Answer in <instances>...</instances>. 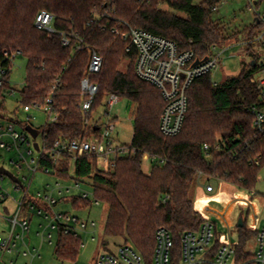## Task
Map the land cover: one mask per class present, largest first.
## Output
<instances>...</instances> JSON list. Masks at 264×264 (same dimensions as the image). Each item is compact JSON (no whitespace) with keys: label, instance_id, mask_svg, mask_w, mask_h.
I'll return each mask as SVG.
<instances>
[{"label":"trees","instance_id":"1","mask_svg":"<svg viewBox=\"0 0 264 264\" xmlns=\"http://www.w3.org/2000/svg\"><path fill=\"white\" fill-rule=\"evenodd\" d=\"M224 0H0V62L3 52H20L27 59V79L22 89L25 103L42 102L54 91L53 105L59 114L56 122L41 128L46 144L60 137L77 138L90 134L80 108L81 85L90 62V48L104 58L101 72L94 79L100 91L94 108L105 96L114 93L136 105L133 144L141 151L164 158L152 163L150 174L142 168L143 155L121 158L108 171L99 159L85 155L73 161L69 156L54 164L44 159L63 180L90 184L95 197L108 205L103 243L119 238L131 242L151 264L156 247V232L168 228L175 238V263L179 261L180 238L185 231H198L204 222L195 208L191 191L202 176L255 191L264 166V128L254 125L253 109L264 111V93L255 77L264 70L259 53L242 62L236 75L217 82L212 73L197 78L188 89V111L181 132L167 136L160 122L166 105L160 90L141 79L135 70L136 49L118 36L114 29L121 21L177 42L182 50H193L205 58L212 48L226 47L227 36L221 20L213 16ZM257 5L264 0H256ZM162 5H167L164 9ZM41 10L54 16V27L71 37L63 45L62 35L38 29L35 20ZM245 44L248 51L261 42L264 21L256 19ZM260 27L257 34L255 28ZM82 40V41H81ZM83 49H78L79 45ZM126 62V63H125ZM255 62V63H253ZM8 64V62H7ZM0 89V112L7 110ZM209 144V150L204 145ZM260 158V165L255 163ZM257 193V192H255ZM169 196L166 203L163 198ZM31 201L28 196L26 205ZM248 210L242 208L234 232L238 235L236 262L252 254L248 242L258 232L247 227ZM83 239L59 234L56 257L77 261Z\"/></svg>","mask_w":264,"mask_h":264},{"label":"built area","instance_id":"2","mask_svg":"<svg viewBox=\"0 0 264 264\" xmlns=\"http://www.w3.org/2000/svg\"><path fill=\"white\" fill-rule=\"evenodd\" d=\"M248 1L252 8L256 7V0ZM260 17L264 21V14H260ZM53 23L54 16L47 10H41L35 20V26L38 29L60 33L65 46L71 43V37L77 38L75 34L68 35L66 32L57 30ZM120 23L123 28L116 27L114 32L129 43L128 50L136 49L135 70L137 75L156 86L166 101L160 122L161 132L167 136L179 134L188 111V89L197 78L213 73L226 48L214 46L211 55L201 58L193 50H182L179 44L171 39L133 27L126 22L121 21ZM263 38L264 33L260 36V39ZM77 48L83 49L84 47L81 44ZM90 50L88 70L81 85L82 101L80 103L90 134L77 138L60 136L52 145L46 144V137L41 128L59 119V114L53 105L55 90L42 102L25 103L21 93L23 87L20 90L19 105L26 112L25 119H21L18 115V107L11 112L7 105V110L0 112V167L11 171L22 181V185L13 181L16 189L24 188L23 181L28 177L26 175L19 176L15 170L27 171L33 176L41 172L58 179L55 186L46 183L42 190L32 194L28 205H26L27 191L24 192L21 200H16L17 212L13 217H4L9 227L8 234L0 236V248L3 252H13L18 248V241L23 240L34 217H39L42 220L40 226L43 231L38 234L42 236V239H47L51 243L53 231H57L58 234H73L81 238L80 233L92 236L93 239L97 237L98 223L96 220L82 219L76 214L58 210L57 206L62 202L71 201L75 209L82 210L92 205H98L101 201L95 197L94 192L90 193L82 188L81 181L73 179V185L60 183V180L63 179L55 174V169L42 165L44 159L47 158L54 164H59L65 156H69L75 161L85 155H94L98 157L100 168L104 171L114 168L119 159L139 153L144 157L148 156L152 163H165L164 158L151 155L147 151H141L133 144L132 140L129 143H116L114 140L113 133L116 130V124L112 110L121 97L109 93L105 96L100 107L94 108L100 91V84L94 77L101 72L104 58L97 50L93 48ZM18 55L20 52L5 50L3 52L5 60L0 62V89L10 85V88L4 93L7 104L9 98L15 95L11 75L13 61ZM255 81L258 88L264 93V70L256 75ZM32 110L47 115V120L43 125L34 126L33 121L36 120V116L31 114ZM252 112L255 115L254 125L258 129H263L264 111L254 108ZM28 126L39 130L37 137L27 130ZM39 135L42 136L41 142L37 141ZM35 143H38V149H36ZM209 148V144L204 145L205 150H209ZM255 163L260 165V158L256 159ZM5 177L6 175L0 174V181ZM73 190H76L78 194L69 195ZM208 190L213 191L214 187L208 186ZM0 195L2 199L6 198V191L1 185ZM168 199L169 196L163 198L162 203H166ZM236 225L228 233L221 229L217 222L204 218L198 231L188 230L182 234L178 263H175L174 257L176 244L174 235L168 228L160 227L156 232V247L151 264H264V224L256 236V248L250 252L251 258L244 262H236L237 242H234L232 237ZM120 240L119 242L109 240L106 243L102 242L94 264H148L134 244L123 239ZM83 246L84 244H82ZM22 254L31 258L25 264H33L36 258L41 257L37 248H28ZM58 260L59 264H79L78 260ZM13 262L14 260H11V263Z\"/></svg>","mask_w":264,"mask_h":264},{"label":"rangeland","instance_id":"3","mask_svg":"<svg viewBox=\"0 0 264 264\" xmlns=\"http://www.w3.org/2000/svg\"><path fill=\"white\" fill-rule=\"evenodd\" d=\"M200 1V0H197ZM164 9H168L167 5H162ZM259 13V14H258ZM260 14H264V3L252 8L249 5L248 0H224L223 3L218 5V9L214 11L213 16L219 18L222 22L221 28L227 36L233 35L225 43L226 47L221 61L218 67L213 71V79L217 82L224 80L227 76L236 75L242 69V62L252 59L250 54L254 52L259 53V58H264V41L255 42L254 45L248 51V46L245 44L248 38V33L256 25V19L262 20ZM260 30V27L255 28L254 33ZM126 63V62H125ZM27 79V59L23 55H18L13 61L11 83L15 87V95L11 96L8 100L9 111H14L19 108L18 115L21 119L26 118V112L23 111L19 101L21 100L20 90L24 87ZM31 114L36 116V120L33 121L34 126L38 127L43 125L47 120L45 113L32 110ZM136 105L132 103L128 98L121 97L120 101L114 106L112 115L115 116L114 122L116 124V130L113 133L116 143H129L134 134V125L136 117ZM100 117V115H98ZM38 142L42 141V136L37 138ZM10 157V155H9ZM3 162V161H2ZM8 165V164H7ZM9 166V165H8ZM11 167V166H9ZM142 168L146 174H150L152 168V162L148 156H143ZM19 176L26 175L28 179L23 181L24 188L16 189L15 183L9 178L5 177L0 181V185L6 191V198L2 199L0 195V236H6L8 234L9 224L4 217H13L18 210V204L16 200H21L24 196V192L27 191L28 196L36 193L38 190H42L46 183L51 186H55L57 178L51 175L43 173H37L33 176L27 171H16ZM204 181H212L216 183L217 191L213 194L203 195L201 190L191 191L193 196L194 205L200 208L204 218H209V213L216 209L218 213L228 211L230 203L228 202L229 195L233 194V189L229 186H219L218 179L213 177L204 176ZM60 183L64 185H73L72 180H60ZM218 183V184H217ZM82 188L93 192V188L90 184L82 183ZM258 191L257 198L264 197V166L262 167L257 184L255 186ZM194 191V192H193ZM78 194L76 190H73L69 195ZM223 194L224 196H219ZM92 196V195H91ZM58 210L76 214L82 219H94L97 221V237L95 239L92 236L80 233L83 239L84 246L81 248L78 255L79 264H94L96 254L100 250L102 240L104 239V227L108 216V205L100 202L98 205H92L87 209H75L71 201L62 202L57 206ZM239 218V213H236V220ZM41 218L34 217L30 222V228L26 232L23 240L18 241V248L13 252H3L0 248V264H25L30 261V256H24L22 253L28 248H37L41 253V257L34 260L33 264H59V260L56 257V247L59 240V234L57 231H53V241L49 242L47 239H42V236L38 232H42L43 228L40 226ZM247 225L249 223L247 222ZM234 242H237L238 235L236 232L232 233ZM112 242L121 241L119 238L109 239ZM249 243V242H248ZM251 243V242H250ZM249 243V244H250ZM248 246V244H247ZM250 249H254V244L249 245ZM11 260H14L11 263Z\"/></svg>","mask_w":264,"mask_h":264},{"label":"crops","instance_id":"4","mask_svg":"<svg viewBox=\"0 0 264 264\" xmlns=\"http://www.w3.org/2000/svg\"><path fill=\"white\" fill-rule=\"evenodd\" d=\"M218 183L220 184L219 186L221 187L229 186L234 191H233V194H230L228 197L229 199L228 202L230 203L228 207V211L223 212V213H218L216 209H213L209 213L208 219H211L217 222L218 226L221 229H224L229 233L231 232V230H233L235 225L238 223V219L236 220V213L240 214L242 208H245L248 210L247 222L249 223V225H247V227L251 230L259 232V230L262 228L264 224V197H260V200H258L257 198H255L258 195V191L256 190L255 192L257 193L247 192L245 190L239 189L236 185L229 183V182L218 180ZM208 186H213L214 190L209 191ZM198 188L202 191L201 193L205 196H207L208 194L211 195L213 193H216L217 191L216 183L212 181H204V176L199 178V181L193 187V190L195 191ZM219 196H224V195L220 194ZM195 208L202 214L200 208H198L197 206H195ZM249 243L254 244L253 250L250 249ZM249 243L247 246V250L249 252H253L256 248V236L252 238L249 241Z\"/></svg>","mask_w":264,"mask_h":264},{"label":"water","instance_id":"5","mask_svg":"<svg viewBox=\"0 0 264 264\" xmlns=\"http://www.w3.org/2000/svg\"><path fill=\"white\" fill-rule=\"evenodd\" d=\"M198 63V61L196 62V64ZM255 63V62H253ZM27 130H29V132L34 136V137H37L38 133H39V130L31 127V126H28L27 127ZM35 147L36 149H38V143H35ZM0 174H3V175H6L7 177H9L12 181L18 183L19 185H22V181L17 177L15 176L11 171L5 169L4 167H0ZM239 225L242 226L243 222H242V219H239Z\"/></svg>","mask_w":264,"mask_h":264}]
</instances>
